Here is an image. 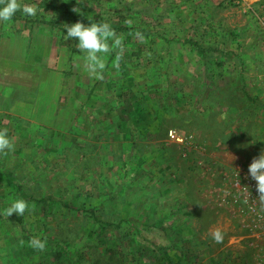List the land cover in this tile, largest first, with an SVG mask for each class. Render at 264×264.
<instances>
[{
  "label": "rangeland",
  "instance_id": "374dc122",
  "mask_svg": "<svg viewBox=\"0 0 264 264\" xmlns=\"http://www.w3.org/2000/svg\"><path fill=\"white\" fill-rule=\"evenodd\" d=\"M63 2L55 12L0 23V129L14 145L0 153V212L12 199L30 205L23 217L0 214L3 261H44L46 248L28 242L32 257L23 255L30 252L20 243L29 234L23 225L46 247L65 222L74 249L91 252L94 209L102 221H123L116 231L124 264H264V203L247 175L264 151V0ZM84 17L122 37L120 59L116 49L107 55L101 80L63 39L64 24H87ZM214 228L222 243L210 238ZM144 238L174 246L157 259L132 253Z\"/></svg>",
  "mask_w": 264,
  "mask_h": 264
},
{
  "label": "clouds",
  "instance_id": "9594fccd",
  "mask_svg": "<svg viewBox=\"0 0 264 264\" xmlns=\"http://www.w3.org/2000/svg\"><path fill=\"white\" fill-rule=\"evenodd\" d=\"M78 2V0H77ZM17 11L26 16H35L38 7L34 3H20L19 0H0V23L10 21ZM73 12L78 14V8ZM142 39L139 33H136ZM65 41H74L76 48L83 54L84 70L91 79L101 80L106 69V57L114 49L119 50L116 60L119 61L120 53L123 52L122 37L117 35L108 22H90L87 24L79 21L72 24H64ZM111 41V43H109ZM14 145L7 134V129H0V153L5 150L11 151ZM247 175L255 181L258 199L264 203V151L254 157L247 168ZM30 210V205L23 199H12L9 205L0 214L9 217L13 213L24 216L25 211ZM210 238L215 243H222L223 232L220 228H214L210 232ZM24 243L23 240L20 241ZM29 245L37 250L45 248V240L33 237L28 241Z\"/></svg>",
  "mask_w": 264,
  "mask_h": 264
},
{
  "label": "trees",
  "instance_id": "16d2710c",
  "mask_svg": "<svg viewBox=\"0 0 264 264\" xmlns=\"http://www.w3.org/2000/svg\"><path fill=\"white\" fill-rule=\"evenodd\" d=\"M24 3H27V0H24ZM65 4L66 3L63 2V0H40V1H38L36 3V5L38 7V10H40V11H42V10L49 11L50 10V13L51 12H55L56 10H58V9H60L62 7H65ZM65 12H67L69 15L71 14L70 12H68V9H66ZM21 15H22V13H20V11H17L16 14L13 16V18L11 19V21H13V22L18 21L21 18ZM80 15L81 14H79V13L78 14L74 13L73 20H75V18L79 17ZM91 15H93V12H91ZM149 15L151 16V14H149ZM47 17H48V15H47ZM53 18L54 17H52L51 20H53ZM84 19L88 23L94 22V21L91 20V17H84ZM128 28L133 29V27H130V26ZM124 30H126V29H124ZM145 30H147V29H145L143 27V28L138 29L137 32L142 34V32H145ZM162 36L166 39V41H168V39L165 37L166 35L162 34L160 37H162ZM188 40H189V42L191 41L190 39H187V40L184 39L185 42H188ZM178 41L182 42V40H179V39H178ZM191 43L193 44V46H196L198 48L200 54L204 53L203 52L204 48L201 45H199L197 42H192L191 41ZM14 65H16V63H14ZM27 66H28V63L21 65V67H24V68H27ZM205 77L207 79V75H205ZM205 83H207V82H205ZM241 88H243V86H241ZM92 93H93V88L92 87H90L87 90H85V94H86L87 98H89L92 95ZM212 93L213 92H211V91L207 92V94H209V95L212 94ZM198 96L200 97V101H203L205 99L204 96H203V99H201V96H202L201 93L198 94ZM7 177L12 182V184L16 185V187H15L13 192L15 193L16 191H19L20 190V185L18 184L17 178L14 177L13 175H8ZM20 194L22 196H28V195H26L25 193H23L21 191H20ZM47 197L48 196H46V198ZM28 198L32 199V196H29ZM40 198L41 197H39L35 201L39 202L41 200H46V198H44V199H40ZM74 210L77 211V212H80L79 211L80 209H78V208H76ZM168 214H173L172 206L170 208H168ZM184 214L187 215V213H184ZM88 215H89V217H91V219L93 221H95L97 223V225L99 227L98 228V232L96 233V236H95L96 239L94 240L95 244L91 247L92 251L90 252L89 249H88V252L86 253V251H84L85 250V244H82V246L78 247L77 249H74L75 248L74 245L77 244V241L74 240V239L73 240L70 239V238H72L74 232H68L69 234L67 233L66 235H64L62 233V229H61L60 225H63L65 222H61V223L57 222L56 227L54 229V232H52L50 234V236L47 237V241H49L51 243L50 246H46L45 247L46 250L43 251L44 253L39 255L44 260L40 264H124L123 263V254L121 255V253H120V251L118 249L119 243H120L121 239H123L122 238L123 235L121 234V232H117L116 231L120 227L121 222H123V221L122 220H118L115 223L113 221H102L101 219H99L95 215V210L94 209H91L90 212H88ZM3 219L7 223H11L6 218H3ZM12 220H13V218H12ZM22 227L25 230L24 232H26V233L28 232L29 233L26 237H24L25 238L24 243H26V242H28V240L31 237V233H30L31 228L24 227V225ZM71 230H73V229H70V230H67V231H71ZM112 231H116L117 238H118V242H116L115 246H112L109 243V240L113 237ZM42 237H44V235ZM22 238L23 237H21V239ZM99 243L102 244V247H105L103 251L102 250L100 251V249L98 248V244ZM136 244H137V248H136V250L135 249H131L132 253L141 252V253L145 254L146 256H148V254H149L152 257L156 258V259H157L158 255H160L161 253L165 254L167 249H171V247L174 246L173 244H171L170 246H167V247L166 246L157 247V246H155L154 243L149 242L147 240L144 242V244H142V242H140V241H137ZM47 245H48V243H47ZM21 246H22V248L23 247L27 248L26 245L22 244ZM52 247L56 248L55 253L48 255L51 252ZM5 249L6 248H4L3 250H5ZM27 249L30 250V252L26 251V254H23V255L32 257L31 247H28ZM70 251H77V254L76 255H71V257H70L69 253H68ZM63 253H65L64 256L68 259V261H65V263L62 260H60L61 256H63ZM5 256H6L5 254L1 255V253H0V258H1L0 264L9 262V261H3V258ZM26 259L28 261H30V259L28 257H26ZM45 259H46V261H45ZM144 261H146V259ZM167 263L168 264H173V263H176V264L179 263L180 264L181 262H173L169 258V261H167Z\"/></svg>",
  "mask_w": 264,
  "mask_h": 264
}]
</instances>
